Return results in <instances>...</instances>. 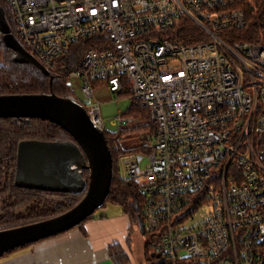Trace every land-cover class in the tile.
I'll list each match as a JSON object with an SVG mask.
<instances>
[{"label":"built area","instance_id":"1","mask_svg":"<svg viewBox=\"0 0 264 264\" xmlns=\"http://www.w3.org/2000/svg\"><path fill=\"white\" fill-rule=\"evenodd\" d=\"M243 1L4 0L28 54L49 71L73 65L95 127L106 132L100 87L149 110L145 151L117 161L142 200L148 264H264V42L233 41ZM184 21L201 41H171Z\"/></svg>","mask_w":264,"mask_h":264},{"label":"trees","instance_id":"2","mask_svg":"<svg viewBox=\"0 0 264 264\" xmlns=\"http://www.w3.org/2000/svg\"><path fill=\"white\" fill-rule=\"evenodd\" d=\"M241 6L246 14V24L232 31L233 41L264 42V0H244ZM0 9L12 36L16 38L13 15L4 0H0ZM169 36L171 41L182 44H192L203 38L202 32L193 23L187 21L182 22L174 32L171 31ZM0 52L3 58V64L0 65V96L53 93L59 97L71 96L80 104L68 84L67 75L73 65L65 63V66L58 63L55 66L56 70H46L47 74H45L31 64L15 62L16 53L4 45L1 34ZM129 94L126 92L124 95ZM123 115L134 119L132 127H122L111 133L103 132L112 156L113 171L104 206L110 204L120 207L125 214L129 215L133 225L139 214L137 207L142 200L133 184L121 181L117 161L123 154L132 151L144 152L151 141L146 136L152 133L155 135L156 126L150 117L149 110L137 102H130L127 112ZM136 132L142 135L138 139L139 145L131 150L123 148L121 146L123 136ZM21 141L63 143L72 142V139L64 130L47 121L0 118V231L59 216L75 207L85 193L83 191L80 194H60L16 188L14 186L16 151ZM82 177L86 182L88 181L87 172H83ZM88 219L90 217L85 221ZM111 251L119 264H127L126 256L118 247H112ZM143 259L147 264L153 260L148 242L144 244Z\"/></svg>","mask_w":264,"mask_h":264},{"label":"water","instance_id":"3","mask_svg":"<svg viewBox=\"0 0 264 264\" xmlns=\"http://www.w3.org/2000/svg\"><path fill=\"white\" fill-rule=\"evenodd\" d=\"M4 45L16 53L15 62L44 69L12 36L0 9ZM0 118L39 119L64 130L72 142L21 141L17 145L14 186L48 193L80 194L69 211L37 223L0 231V258L16 249L78 227L101 209L112 182V156L104 134L71 96L53 93L0 96ZM88 173L86 182L82 173ZM142 233V232H141Z\"/></svg>","mask_w":264,"mask_h":264},{"label":"crops","instance_id":"4","mask_svg":"<svg viewBox=\"0 0 264 264\" xmlns=\"http://www.w3.org/2000/svg\"><path fill=\"white\" fill-rule=\"evenodd\" d=\"M99 90L110 95L106 88L95 93ZM139 233L120 207L106 204L82 225L5 254L0 264H119L112 247L122 251L127 264L133 255L141 263L145 242Z\"/></svg>","mask_w":264,"mask_h":264},{"label":"rangeland","instance_id":"5","mask_svg":"<svg viewBox=\"0 0 264 264\" xmlns=\"http://www.w3.org/2000/svg\"><path fill=\"white\" fill-rule=\"evenodd\" d=\"M0 63L3 64V58H2V53L0 52ZM68 84L71 88V91H73L75 93V96L77 98H82L81 97V85L79 83V81L77 79H73V78H69L68 79ZM99 89H102V87H100ZM130 92V90H128V93ZM95 97L98 99L103 98V101H101V112H102V117L104 118L105 121V131L108 133L114 132L116 127L112 126V120L114 117L119 116L121 114H124L127 112V109L129 108L130 105V100L128 99L127 96L122 97L118 102L114 101L115 99L104 93L102 90L97 91V93H95ZM112 100V101H111ZM134 120V119H133ZM134 125V121L132 123ZM130 125L126 128H130L133 125ZM125 128V129H126ZM141 133L136 132V133H132V134H127L124 135L123 138L121 139V146L125 149H133L136 146L139 145L138 139L141 138ZM153 133L151 135L146 136L147 139H151L153 137ZM146 144V142H145ZM132 152H137V151H132ZM141 153V152H138ZM133 229H135L136 231H138V225L134 224L132 225ZM141 235V233H139ZM141 239L143 240V242H146L148 240V238L146 236L141 235ZM133 247V246H132ZM131 264H147L145 262V260H141V263H139V261L135 258V256L133 255Z\"/></svg>","mask_w":264,"mask_h":264},{"label":"bare ground","instance_id":"6","mask_svg":"<svg viewBox=\"0 0 264 264\" xmlns=\"http://www.w3.org/2000/svg\"><path fill=\"white\" fill-rule=\"evenodd\" d=\"M22 85V84H21ZM20 86V85H19ZM31 89V88H30ZM18 91V90H17ZM9 95V94H8ZM26 212V211H25ZM18 214V213H17Z\"/></svg>","mask_w":264,"mask_h":264},{"label":"flooded vegetation","instance_id":"7","mask_svg":"<svg viewBox=\"0 0 264 264\" xmlns=\"http://www.w3.org/2000/svg\"><path fill=\"white\" fill-rule=\"evenodd\" d=\"M63 143H66V142H63Z\"/></svg>","mask_w":264,"mask_h":264}]
</instances>
